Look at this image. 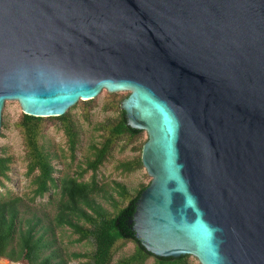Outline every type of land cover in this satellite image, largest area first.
I'll use <instances>...</instances> for the list:
<instances>
[{
  "label": "water",
  "instance_id": "1",
  "mask_svg": "<svg viewBox=\"0 0 264 264\" xmlns=\"http://www.w3.org/2000/svg\"><path fill=\"white\" fill-rule=\"evenodd\" d=\"M102 91L147 134L145 250L264 264V0H0V130Z\"/></svg>",
  "mask_w": 264,
  "mask_h": 264
},
{
  "label": "trees",
  "instance_id": "2",
  "mask_svg": "<svg viewBox=\"0 0 264 264\" xmlns=\"http://www.w3.org/2000/svg\"><path fill=\"white\" fill-rule=\"evenodd\" d=\"M92 101L84 103L91 104ZM45 119L57 120L60 123L72 157L76 149L77 134L67 113L50 118L22 114L17 127L22 134L26 151V175L32 176L33 200L42 198L52 186L58 189L59 201L53 218L54 227L71 229L78 235V241H92L93 252L85 262L79 264H111L113 250L119 242H131L135 250L116 264H144L148 259H153L154 264H188L187 255L177 258L156 257L147 252L135 238L130 221L135 211V202L147 186H143L134 197L127 200L126 189L120 184H115L119 196L127 200V203L124 207L115 210L114 214H109L91 199L97 189L95 174L110 155L115 143L122 138H135L143 131L129 127L125 114L120 109L115 121L101 127L104 131L103 141L98 147H94L92 159L87 162L83 170V172H92L91 184L78 182L69 177L56 181L53 177L55 170L52 159L39 143L41 123ZM2 127L4 128L3 125ZM10 161V158L0 157V185H3L1 180H8ZM142 167L140 157L120 165L124 172H132ZM19 203V198L0 199V258L14 263L25 261L26 264H67L65 260L58 259L55 253L50 251L51 242L45 238L47 230L40 227V219L33 217L20 220Z\"/></svg>",
  "mask_w": 264,
  "mask_h": 264
},
{
  "label": "rangeland",
  "instance_id": "3",
  "mask_svg": "<svg viewBox=\"0 0 264 264\" xmlns=\"http://www.w3.org/2000/svg\"><path fill=\"white\" fill-rule=\"evenodd\" d=\"M129 92L108 93L102 91L93 99L91 104L79 101L67 112L77 134V145L73 157L68 149L67 139L57 120L45 119L41 123V137L39 143L52 159L54 166L53 177L60 181L65 177L76 179L78 182L91 184L92 172H83L87 162L92 159L94 147H98L104 137L101 127L115 121L119 116L120 104ZM17 102L7 101L1 113L0 157L10 158L8 180H1V198H19L18 205L20 220L36 217L41 220L40 227L47 230L45 238L51 242L50 251L57 258L67 264L85 262L94 249L92 241H78V235L67 227H54L53 218L59 201L58 189L53 186L42 198L33 200L32 176L26 175V151L22 134L17 127L22 115ZM147 141V134L143 131L135 138L118 140L106 161L98 168L95 176L97 189L91 199L109 214L124 207L127 200L134 197L143 187L147 186L151 178L142 167L132 172H124L120 165L135 161L141 157V150ZM115 184L122 185L127 192V200L122 199L115 188ZM135 250L131 242H119L113 250L111 264L130 256ZM49 254V251L47 252ZM188 264H200L196 258L189 256ZM24 264H26L24 262ZM144 264H154L148 259Z\"/></svg>",
  "mask_w": 264,
  "mask_h": 264
},
{
  "label": "built area",
  "instance_id": "4",
  "mask_svg": "<svg viewBox=\"0 0 264 264\" xmlns=\"http://www.w3.org/2000/svg\"><path fill=\"white\" fill-rule=\"evenodd\" d=\"M24 262L25 261H20V262L14 263V262L8 261L7 259L0 258V264H24Z\"/></svg>",
  "mask_w": 264,
  "mask_h": 264
}]
</instances>
